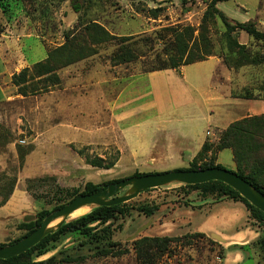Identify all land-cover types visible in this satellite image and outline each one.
<instances>
[{
  "label": "rangeland",
  "instance_id": "obj_1",
  "mask_svg": "<svg viewBox=\"0 0 264 264\" xmlns=\"http://www.w3.org/2000/svg\"><path fill=\"white\" fill-rule=\"evenodd\" d=\"M75 7L79 9L76 11ZM217 7L229 23L254 17L257 9L256 0H224L218 2ZM205 8L203 0L188 1L185 5L181 0H0V45L5 44L10 61L16 63L14 72L43 60L47 51L63 44L67 36L75 49L82 47L86 54L55 70L59 82L27 95L18 94L11 80L4 79L8 71L3 74L5 68L0 62V186L4 178H15L13 190L5 201L2 200L5 186L0 187V243L21 236L24 229L18 224L29 222L26 219L34 218L40 209H51L64 201L66 189L81 191L88 181L103 183L131 176L134 172L175 169L144 165V159L136 160L132 152L134 144L128 134L131 128L124 127L123 119L134 117L135 104L151 101L147 100L152 93L143 75L152 72L147 69L157 63L154 56L163 47V40L155 39V33L164 27L190 25L196 36ZM91 19H97L114 37L93 43L84 31L85 23ZM204 25L211 54L226 55L230 40L221 18L215 14ZM234 33L236 30L230 34L231 38L232 35L236 38ZM127 35L131 39L125 42L123 39ZM121 43H133L137 58L115 64L113 57L120 51ZM249 46L251 51H263L262 45L253 39ZM90 49L93 50L89 52ZM213 66V60L186 65L190 72L201 74ZM251 66L264 72L261 66ZM158 81L159 85L166 86L170 77L163 74ZM210 90L204 87L205 95H210ZM121 102L126 103L118 106ZM156 104L159 110L163 108V113H159L161 122L171 120L173 101L166 99ZM145 111L148 114L157 112L155 109ZM201 123V127L213 124L203 119ZM219 134L213 130L206 140L215 143ZM165 146L167 150L173 148L171 143ZM146 147L151 151L164 148L157 143H148ZM85 156L100 157L103 165L113 164L111 167L92 166L86 163ZM120 156L123 160H118ZM203 157L204 154L196 152L187 164L178 168L188 167L191 161L203 165ZM214 161L228 170L235 169L228 148L220 150ZM187 199L196 205L213 203L214 196H203L197 190L187 192L174 183L145 190L126 203L129 207L145 203L169 207ZM82 207H87L85 212L72 214ZM82 207L66 218L72 220L92 209ZM130 216L134 222L142 213L131 209L128 216L111 220V241L119 243L114 246L117 250L131 245L134 239L124 238L134 225ZM252 226L258 234L244 250L243 264H254L253 259L264 264V250L255 243L264 231ZM99 227L93 231H99ZM98 235L95 238L78 232L62 235L49 244L47 251L34 256L33 261L54 257V264H137L132 248L117 256L99 255L97 251L108 247L109 239L105 232L100 231ZM186 239L171 244L162 254L155 253L152 263L218 264L225 255L224 248L203 236L193 235L189 243H185Z\"/></svg>",
  "mask_w": 264,
  "mask_h": 264
},
{
  "label": "trees",
  "instance_id": "obj_2",
  "mask_svg": "<svg viewBox=\"0 0 264 264\" xmlns=\"http://www.w3.org/2000/svg\"><path fill=\"white\" fill-rule=\"evenodd\" d=\"M188 1L193 2L194 0H181V4L185 5ZM203 1L206 2V8L203 12L199 32L196 36L194 35L195 29L190 25L164 27L155 33V39L160 38L163 40V47L162 50L154 56L157 63L147 70L153 71L167 68L177 69L182 65L202 61L211 55H216L211 54L209 51L210 40L205 34L206 27L204 24L210 17L217 14L226 26L227 35L230 40L229 51L227 52L226 50V55L217 54L222 59V62L228 68H238L244 65H257L261 66L264 71V29L259 28L257 21L252 18L242 22L234 21L233 23H229L226 19V15L217 7V3L224 0ZM78 9V7H75L76 11ZM153 15L156 16L154 13ZM235 30L236 33L234 34L236 38L234 35H232L233 38H231L230 34L235 32ZM239 30H244L250 38V41L253 39L259 42L262 45L263 51H251L249 44H240L238 42ZM84 31L87 36L91 38L93 43L104 42L114 37V35L111 34L97 19H91L86 22ZM166 36L169 37L166 38ZM130 39V35H127L123 40L126 42L130 41ZM132 45L133 43L120 44V51L113 57L115 64L130 62L137 58V53ZM77 48L78 49H75L72 43L68 42L67 36V40L63 44L47 51L43 60L34 62L31 66L23 67L18 72H13L10 80L16 87L17 93L21 95L35 93L38 90L47 89L51 84L59 82V76L55 74V70L60 66L72 63L86 55L82 47ZM92 50L93 49H90L89 52ZM257 81L258 84L255 88L245 87L239 92H232V96L241 98L264 97V78H259ZM218 132L220 134L215 143H210L205 139L202 146L197 151V155L204 154L203 158L205 159V163L203 165H196L195 161H191L188 167L175 169L223 167L220 163L214 161V159L217 158V154L220 150L228 148L231 150L235 166V169L232 171L236 172L239 176L244 178L264 194V113L235 120L226 128L221 129ZM207 152L210 153V155H207ZM85 161L86 163L97 167H111L113 164V162H109L103 165V160L100 157L90 158L85 156ZM144 173L148 172H134L132 175H140ZM4 179L3 185L0 187L4 188L5 186L6 190L2 197V200L5 201L13 190L15 178ZM119 179L122 178L108 180L103 183H93L88 181L85 183L81 191H78L76 188L71 190L66 189L67 198L64 201L56 203L51 209H40L36 212L35 219L32 221L19 223L18 227L24 229V233L8 243H0V246L15 242L33 231L47 213L66 204L76 195L94 192L104 184ZM181 188L187 190V192L197 190L203 196L212 195L214 196L212 202L224 199L242 202L249 212L251 225L256 226L260 230L262 228L264 231V212L252 205L246 198L241 196L238 191L228 184L219 180H210L203 183L181 185ZM202 203L195 205L187 199L182 204L200 207ZM159 206L158 203H145L129 207V205L124 202L111 206L94 207L89 212L63 223L55 231L48 233L38 243L26 251L7 259H0V263L54 264V257L42 261H33V257L47 251L49 244L57 241L62 235L73 232H78L92 238L99 236L98 233L100 231L105 232L106 238L109 239L108 247L97 251L98 254L117 256L119 254L127 253L129 248H132L135 253L137 264H153L152 259L155 253L159 252V254H162L168 250L171 244L177 243L185 238H187L185 243H189L190 237L193 235L203 236L207 238L208 241L216 244V242L206 237L203 233L194 232L180 236H140L133 239L131 245H125L123 248L119 247L118 250L114 248L115 245L119 246V243L111 241V234L113 231L111 220L118 218V216H128L131 209H135L137 212L149 216L155 213ZM97 227L100 228L99 231H93ZM255 243L264 250V235L258 237L255 240ZM249 245H241L240 247L246 249Z\"/></svg>",
  "mask_w": 264,
  "mask_h": 264
},
{
  "label": "crops",
  "instance_id": "obj_3",
  "mask_svg": "<svg viewBox=\"0 0 264 264\" xmlns=\"http://www.w3.org/2000/svg\"><path fill=\"white\" fill-rule=\"evenodd\" d=\"M256 5L254 17L246 19L252 18L264 28V0H256ZM238 42L249 44L250 38L244 30L238 31ZM209 60L214 61V66L204 74L190 72L186 64L177 69L167 68L143 75L152 93L147 100L151 101L149 104L142 102L135 104L134 117L130 120L123 119L126 123L124 127L131 128L128 134L131 143L134 144L132 152L136 160L144 159L146 161L144 165L183 167L200 149L207 134H212L213 130L224 129L231 122L243 117L264 113L263 96L259 98L232 96V92H239L245 87L255 88L258 84L257 79L264 78L262 71L251 65L228 68L218 55H211L194 64ZM0 62L4 64L3 74L5 70L8 71L4 79H11L16 63L10 61L5 44L0 45ZM163 74L170 77V82L166 86L159 85L158 77ZM206 86L212 89L210 95L204 93ZM165 98L167 101L171 99L174 106L170 112L171 120L161 122L162 116L159 113H163V108L159 110L156 101L163 103ZM125 103L121 102L118 106ZM189 104L192 106L191 109L185 106ZM149 109H155L157 112L154 114L143 112ZM120 117L123 118L122 115ZM201 119L212 121L213 124L208 123L207 127H201ZM148 143H157L164 148L151 151L150 147H146ZM169 143L173 148L167 150L165 144ZM118 160H123V157L120 156ZM174 205H170L171 207L160 205L155 213L149 216L142 214L136 217L134 222L130 216V221L134 225H131L132 229L125 233L124 238L203 233L224 248L225 255L218 264H243L246 255L243 256L245 249L240 246L249 245L253 241L256 229L250 224L249 212L242 202L224 199L202 203L200 207L182 203ZM253 263L258 264L255 259Z\"/></svg>",
  "mask_w": 264,
  "mask_h": 264
},
{
  "label": "water",
  "instance_id": "obj_4",
  "mask_svg": "<svg viewBox=\"0 0 264 264\" xmlns=\"http://www.w3.org/2000/svg\"><path fill=\"white\" fill-rule=\"evenodd\" d=\"M210 180H219L228 184L252 205L264 212V194L236 172L224 167L171 169L159 172H148L104 184L98 190L91 193L76 195L66 204L47 213L33 231L15 242L0 246V259H7L26 251L48 233L55 231L63 223L70 221L66 217L79 207L89 206L93 209L97 206H111L127 202L139 193L150 188L174 183L179 185L196 184ZM123 189H125L124 192L119 194ZM34 219L35 216L34 218L26 219V221ZM255 232L256 237L258 230L256 229ZM133 238L135 239V236Z\"/></svg>",
  "mask_w": 264,
  "mask_h": 264
},
{
  "label": "bare ground",
  "instance_id": "obj_5",
  "mask_svg": "<svg viewBox=\"0 0 264 264\" xmlns=\"http://www.w3.org/2000/svg\"><path fill=\"white\" fill-rule=\"evenodd\" d=\"M87 209V207H82V208H79V209H77V210H75L72 214H76V213H79V212H85V210Z\"/></svg>",
  "mask_w": 264,
  "mask_h": 264
}]
</instances>
